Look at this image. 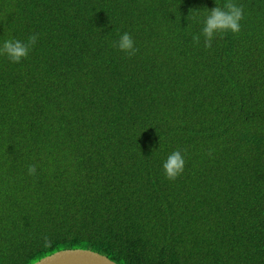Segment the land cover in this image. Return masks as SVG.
Instances as JSON below:
<instances>
[{
    "label": "trees",
    "instance_id": "16d2710c",
    "mask_svg": "<svg viewBox=\"0 0 264 264\" xmlns=\"http://www.w3.org/2000/svg\"><path fill=\"white\" fill-rule=\"evenodd\" d=\"M237 2L205 47L223 0H0V43L37 36L0 55V264H264V0Z\"/></svg>",
    "mask_w": 264,
    "mask_h": 264
},
{
    "label": "clouds",
    "instance_id": "9594fccd",
    "mask_svg": "<svg viewBox=\"0 0 264 264\" xmlns=\"http://www.w3.org/2000/svg\"><path fill=\"white\" fill-rule=\"evenodd\" d=\"M213 4V7L207 8V13L201 22L199 34H193V43H199L203 38L204 46L208 47L214 35L223 32L235 34L240 31V22L245 13L237 0H223L221 5ZM36 39V34L30 35L25 41L15 38L5 39L0 43V55L5 56L11 62L18 63L22 58L27 57ZM116 48L128 55L135 52L134 41L127 31L119 34ZM184 165L185 156L182 154V150L174 149L162 159L160 167L167 179L174 180L183 172ZM35 173L36 165H27L26 174L32 176Z\"/></svg>",
    "mask_w": 264,
    "mask_h": 264
},
{
    "label": "water",
    "instance_id": "95a60500",
    "mask_svg": "<svg viewBox=\"0 0 264 264\" xmlns=\"http://www.w3.org/2000/svg\"><path fill=\"white\" fill-rule=\"evenodd\" d=\"M33 264H116L90 249H64L45 256Z\"/></svg>",
    "mask_w": 264,
    "mask_h": 264
}]
</instances>
